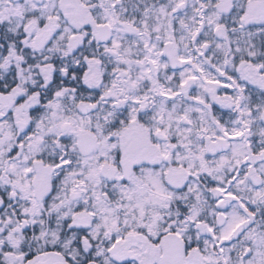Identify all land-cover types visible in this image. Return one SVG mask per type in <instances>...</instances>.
Returning <instances> with one entry per match:
<instances>
[{
  "label": "snow or ice",
  "instance_id": "snow-or-ice-1",
  "mask_svg": "<svg viewBox=\"0 0 264 264\" xmlns=\"http://www.w3.org/2000/svg\"><path fill=\"white\" fill-rule=\"evenodd\" d=\"M0 264H264V0H0Z\"/></svg>",
  "mask_w": 264,
  "mask_h": 264
}]
</instances>
